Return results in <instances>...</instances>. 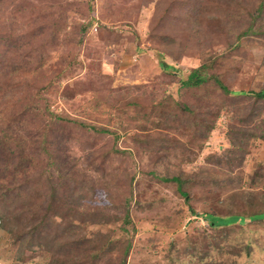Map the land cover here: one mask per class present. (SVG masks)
Wrapping results in <instances>:
<instances>
[{
	"label": "rangeland",
	"instance_id": "rangeland-1",
	"mask_svg": "<svg viewBox=\"0 0 264 264\" xmlns=\"http://www.w3.org/2000/svg\"><path fill=\"white\" fill-rule=\"evenodd\" d=\"M262 90L264 0H0V264H264Z\"/></svg>",
	"mask_w": 264,
	"mask_h": 264
},
{
	"label": "trees",
	"instance_id": "trees-1",
	"mask_svg": "<svg viewBox=\"0 0 264 264\" xmlns=\"http://www.w3.org/2000/svg\"><path fill=\"white\" fill-rule=\"evenodd\" d=\"M165 67L166 66H164V68ZM205 68H206V66L202 65L199 68L192 71L190 73V75L188 76V78L186 80H184L183 85L185 87H189V88L203 89L204 85H207V83H208L207 75L202 72V69H205ZM223 89L226 93H229V90L226 87H224ZM250 94L251 95L256 94V97L258 99H264V90H262L258 93L250 92ZM207 97H209V96H207ZM202 124H203V122H202ZM207 126H208L207 130L211 129V124H208ZM173 180L178 183V186L180 188L181 180L178 177L173 178ZM205 217H206V219H208L210 221V225H212V226H228L230 224L241 222V220H242V217L238 216L236 214L229 216L227 218H222V217L214 216L211 214H205ZM262 217H264V212L261 214L253 215L251 217V219H255V218L258 219V218H262ZM36 229H37V225L33 226L32 230H31V233L34 236H35L34 232L36 231ZM128 253H129V250L125 251V258H124L125 262L127 261Z\"/></svg>",
	"mask_w": 264,
	"mask_h": 264
}]
</instances>
